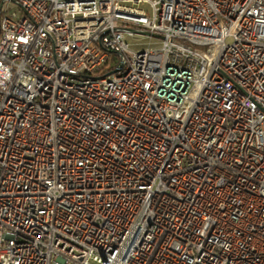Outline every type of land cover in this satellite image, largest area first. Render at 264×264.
<instances>
[{
  "label": "built area",
  "instance_id": "1",
  "mask_svg": "<svg viewBox=\"0 0 264 264\" xmlns=\"http://www.w3.org/2000/svg\"><path fill=\"white\" fill-rule=\"evenodd\" d=\"M0 264H264V0H0Z\"/></svg>",
  "mask_w": 264,
  "mask_h": 264
},
{
  "label": "bare ground",
  "instance_id": "2",
  "mask_svg": "<svg viewBox=\"0 0 264 264\" xmlns=\"http://www.w3.org/2000/svg\"><path fill=\"white\" fill-rule=\"evenodd\" d=\"M120 17H128V11H134V14H141V6H136L134 1H118ZM152 13H144L143 21H151Z\"/></svg>",
  "mask_w": 264,
  "mask_h": 264
},
{
  "label": "rangeland",
  "instance_id": "3",
  "mask_svg": "<svg viewBox=\"0 0 264 264\" xmlns=\"http://www.w3.org/2000/svg\"><path fill=\"white\" fill-rule=\"evenodd\" d=\"M142 7H145V5H143ZM126 41L136 49H143L147 46L148 43L158 42V39L145 35H134L133 37H127ZM135 44L139 45L135 46Z\"/></svg>",
  "mask_w": 264,
  "mask_h": 264
},
{
  "label": "water",
  "instance_id": "4",
  "mask_svg": "<svg viewBox=\"0 0 264 264\" xmlns=\"http://www.w3.org/2000/svg\"><path fill=\"white\" fill-rule=\"evenodd\" d=\"M144 34V33H143Z\"/></svg>",
  "mask_w": 264,
  "mask_h": 264
}]
</instances>
